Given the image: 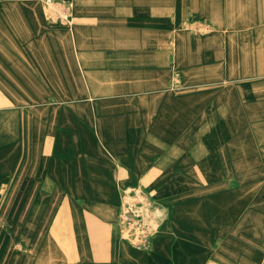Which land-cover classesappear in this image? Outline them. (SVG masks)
I'll return each mask as SVG.
<instances>
[{
	"label": "crops",
	"instance_id": "obj_1",
	"mask_svg": "<svg viewBox=\"0 0 264 264\" xmlns=\"http://www.w3.org/2000/svg\"><path fill=\"white\" fill-rule=\"evenodd\" d=\"M73 2L0 0V264H264V29L203 36L208 84L188 0Z\"/></svg>",
	"mask_w": 264,
	"mask_h": 264
},
{
	"label": "rangeland",
	"instance_id": "obj_2",
	"mask_svg": "<svg viewBox=\"0 0 264 264\" xmlns=\"http://www.w3.org/2000/svg\"><path fill=\"white\" fill-rule=\"evenodd\" d=\"M47 6L46 0H41ZM59 1V0H55ZM166 2V0H164ZM189 6L186 10H183L182 21L180 23V31L187 33L189 35L195 36V51L190 54V56L186 57L190 66L193 70L191 77L194 78L198 76L200 82L206 83H217L218 80L211 79L210 75L203 76L202 71H199L202 67L203 56L201 55L202 42L201 39L203 36L210 37L213 41L211 42V47L214 48L218 45V27L221 20L224 19H238L235 23L239 24L236 30L241 33H245L250 29H264V0H206V4L204 5L203 0H188ZM74 5V2L72 0ZM52 8V6H49ZM255 18L256 27L247 26V24H251L247 22ZM230 23V22H228ZM254 24V25H255ZM230 28L228 27L227 30ZM256 48L252 50L251 53L246 54L247 56L239 55L240 59H238V64L245 66L246 64L253 66H264V50H261L259 46L260 43H252ZM210 61L211 63H218V54L211 51L210 53ZM250 59V60H249ZM249 61V62H246ZM252 63V64H251ZM252 77L260 78L263 75H255ZM182 75L178 76L176 74L174 76L175 83H183ZM204 78L205 80H202Z\"/></svg>",
	"mask_w": 264,
	"mask_h": 264
},
{
	"label": "built area",
	"instance_id": "obj_3",
	"mask_svg": "<svg viewBox=\"0 0 264 264\" xmlns=\"http://www.w3.org/2000/svg\"><path fill=\"white\" fill-rule=\"evenodd\" d=\"M46 3L50 7L51 11L61 18L65 22H70L72 17L73 3L70 0H46ZM131 205L129 201L125 202V209L122 213L121 223L123 225V230L126 232L127 236L131 238L136 244L145 246L149 244V236L151 234V229L153 225L147 222L144 214L141 210L130 208Z\"/></svg>",
	"mask_w": 264,
	"mask_h": 264
}]
</instances>
